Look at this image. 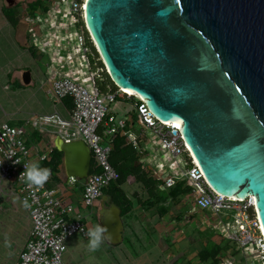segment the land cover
<instances>
[{"label":"water","instance_id":"1","mask_svg":"<svg viewBox=\"0 0 264 264\" xmlns=\"http://www.w3.org/2000/svg\"><path fill=\"white\" fill-rule=\"evenodd\" d=\"M84 23L113 84L156 119L178 121L207 184L253 197L264 234V0H85ZM55 147L66 176H88L83 141L56 138ZM97 218L104 239L119 244L110 196L100 197Z\"/></svg>","mask_w":264,"mask_h":264},{"label":"built area","instance_id":"2","mask_svg":"<svg viewBox=\"0 0 264 264\" xmlns=\"http://www.w3.org/2000/svg\"><path fill=\"white\" fill-rule=\"evenodd\" d=\"M35 2L33 10L23 15L28 47L46 59L44 71L54 100L60 102L67 97L71 108L67 117L53 112L33 116L27 124L41 135L65 142L81 140L88 146L95 172L82 180L65 178L69 186L82 181L83 207L93 208L107 185L118 178L109 164V154L115 136H124L141 168L158 181V190L182 184L187 191L180 199L215 215L217 220L211 229L234 246L239 264H264V234L253 197L238 199L216 193L207 184L178 127L156 119L139 97L140 103L133 104L135 121L127 114L120 121L108 114L109 104L130 95L118 87L105 93L96 88L97 71L89 60L94 44L84 23L85 0L31 1ZM51 150L46 147L37 160H45ZM0 161V180L13 188L30 222L29 234L12 264H67L66 240L74 235L86 238L88 231L81 214H73L72 205L52 185L51 175L43 187H30L19 179L25 171L24 164L33 163L25 126L0 123ZM221 211L225 212V220L220 217ZM224 264L234 262L228 259Z\"/></svg>","mask_w":264,"mask_h":264},{"label":"crops","instance_id":"3","mask_svg":"<svg viewBox=\"0 0 264 264\" xmlns=\"http://www.w3.org/2000/svg\"><path fill=\"white\" fill-rule=\"evenodd\" d=\"M31 1L0 0V123L6 121L14 126H25L31 160L39 165L38 154L46 147L56 148V137L39 134L28 126L27 121L33 116L53 112L67 117L70 105L68 107L62 101L54 100L51 83L39 65L38 60L42 56L28 47L23 15L27 13ZM25 71H29V82L26 84L22 81ZM51 176L52 185L72 205L73 214H81L87 231L99 225L100 198L93 208L83 207L80 199L82 181L73 186L65 183L63 154L62 163L57 172H51ZM128 181L124 189L132 206L125 216H121V242L111 245L104 239L97 251H90L89 237L74 235L66 240V263L89 264L88 257L93 256L90 259L92 264H206L209 259L201 261L199 256L218 235L211 229L217 220L215 215L200 211L191 203L183 205L184 202L180 203L182 199L170 201L165 198L166 191L159 193L163 199L153 201L141 185ZM2 211L0 264H12L29 234L30 222L13 188L0 180ZM9 214H12L10 218ZM14 237L15 242L12 241ZM6 241L11 247L6 246Z\"/></svg>","mask_w":264,"mask_h":264},{"label":"trees","instance_id":"4","mask_svg":"<svg viewBox=\"0 0 264 264\" xmlns=\"http://www.w3.org/2000/svg\"><path fill=\"white\" fill-rule=\"evenodd\" d=\"M36 5V2L29 4L27 6V12H31V10H33ZM89 60L91 63V68L97 71V76L95 78L97 90L100 93L114 90L116 86L109 78L94 45L91 46ZM128 99H131L136 104L140 103L136 96H130ZM61 101L68 107L70 105L71 108V104H69V98H63ZM131 116L133 121H135L134 114ZM105 121H107L106 117ZM38 162L40 167L50 168L51 172L55 173L57 172L58 166L62 163V153L56 148H52L48 157L45 160ZM109 164L117 172L118 178L114 182H111L107 185V187L103 190V194L111 197L112 202L120 208L121 216H125L131 210L132 206L129 196H127L124 189V185L127 183L129 178H132L134 183L139 184L142 188H144L148 198H152L153 201H159L160 199H163L159 196L160 190H158L156 187L158 181L155 177L148 175V173L141 168L135 150L132 148L131 144L125 141L124 136L116 135L113 139L109 154ZM93 172H95V170L92 167L91 161L89 173ZM186 191L187 188L182 187V184H176L164 194L166 195V199H169L170 201H176L180 199V197L184 195ZM212 256V253H209V251L204 249L202 250L199 257L201 261H204L209 257L213 258L215 261L214 256Z\"/></svg>","mask_w":264,"mask_h":264},{"label":"rangeland","instance_id":"5","mask_svg":"<svg viewBox=\"0 0 264 264\" xmlns=\"http://www.w3.org/2000/svg\"><path fill=\"white\" fill-rule=\"evenodd\" d=\"M38 61H39L40 67L44 71L45 70V63H46L45 57L39 58ZM127 100H129V101H127ZM133 103L134 102L131 99L117 100L116 102L108 105V114L114 116L116 121H120L124 117L125 114H128L127 118H129V116H131L133 114L135 116ZM131 119H133L132 116H131ZM133 131L135 132L136 128ZM128 182L132 183L133 182L132 178H130ZM183 202H184V204H183ZM180 203L183 205H186L185 200L180 202ZM12 208L13 207H11V209ZM3 212L4 211L0 212V217H1V215L4 216ZM224 213L225 212L221 211L220 217L224 218ZM11 215L12 214H9L8 217L10 218ZM230 215H232V214L230 213ZM225 219L226 218H224L223 220H225ZM7 233H8V238H9L10 234H9V232H7ZM218 235H217L215 241L211 240L210 241L211 243H209L208 246L205 248L206 251H209V253H212V255L215 258V261L213 258L209 257V258H207L209 260L206 262V264H224V262L228 259L231 260L232 262H234V264H239V255H238V252L234 249V246L232 244H230V242H228L224 238L219 237ZM75 238H78V236H76ZM9 240H11V238H9ZM15 240H16L15 237L12 238L13 242H15ZM79 240H80V238H79ZM217 240L218 241L220 240V242H218ZM215 244H217V245H215ZM230 257H232V258H230ZM93 258H94L93 256L88 257L89 264L93 263L90 260ZM241 261L243 262V260H241Z\"/></svg>","mask_w":264,"mask_h":264},{"label":"clouds","instance_id":"6","mask_svg":"<svg viewBox=\"0 0 264 264\" xmlns=\"http://www.w3.org/2000/svg\"><path fill=\"white\" fill-rule=\"evenodd\" d=\"M3 163V161H0ZM14 163H20V161L15 160ZM25 171L20 174L19 179L25 180V182L31 187H43V185L48 181L51 175L50 168H42L37 163L24 164ZM27 207V203H25ZM108 234L110 238V233L106 226L96 225L94 228L90 229L86 235L89 237V250L97 251L104 241L105 235ZM6 246L11 247L10 243L6 241Z\"/></svg>","mask_w":264,"mask_h":264},{"label":"bare ground","instance_id":"7","mask_svg":"<svg viewBox=\"0 0 264 264\" xmlns=\"http://www.w3.org/2000/svg\"><path fill=\"white\" fill-rule=\"evenodd\" d=\"M124 90V92H125V94H127V95H132L133 94V92H131L130 90H128V89H123ZM168 124H170V125H172L173 127H176V125H177V123H179L178 121H173V122H167ZM180 125V124H179ZM179 128V127H178Z\"/></svg>","mask_w":264,"mask_h":264},{"label":"snow or ice","instance_id":"8","mask_svg":"<svg viewBox=\"0 0 264 264\" xmlns=\"http://www.w3.org/2000/svg\"><path fill=\"white\" fill-rule=\"evenodd\" d=\"M176 127H179V123H177Z\"/></svg>","mask_w":264,"mask_h":264}]
</instances>
